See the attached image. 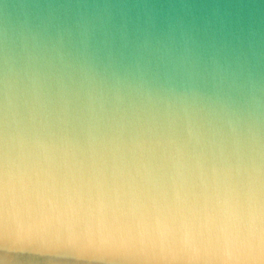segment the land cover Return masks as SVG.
<instances>
[{
	"label": "water",
	"instance_id": "water-1",
	"mask_svg": "<svg viewBox=\"0 0 264 264\" xmlns=\"http://www.w3.org/2000/svg\"><path fill=\"white\" fill-rule=\"evenodd\" d=\"M0 173L45 238L3 264H220L174 239L264 237V0H0Z\"/></svg>",
	"mask_w": 264,
	"mask_h": 264
},
{
	"label": "clouds",
	"instance_id": "clouds-1",
	"mask_svg": "<svg viewBox=\"0 0 264 264\" xmlns=\"http://www.w3.org/2000/svg\"><path fill=\"white\" fill-rule=\"evenodd\" d=\"M21 149V160L25 159V149L28 147L29 141L24 137L19 140ZM31 145L39 153L36 157V163H41L40 157L44 160L48 159V145L38 137L31 141ZM3 183V174L0 173V184ZM3 202L0 199V246H14L17 243H39L45 238L40 234L30 230H24L18 227L13 222L6 220L4 212L2 210ZM49 240L66 244H79L87 245L90 243L110 244L113 248H119L121 245H127L129 248L143 247L145 242L142 239L136 237H113L110 241L99 240L92 241L87 236H81L79 238L73 236H66L63 238L50 236ZM152 246L156 247L157 243L154 239ZM174 246L179 248L183 254V258L193 261L198 259H211L219 261L220 264H264V237H257L253 234L250 238L238 240L228 247H221L211 256L206 255L200 249L194 239H190L187 236L177 237L174 239ZM173 258H176L175 256ZM3 264V261H0Z\"/></svg>",
	"mask_w": 264,
	"mask_h": 264
}]
</instances>
